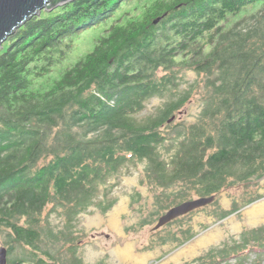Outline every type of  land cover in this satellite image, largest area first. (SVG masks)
<instances>
[{"label": "trees", "instance_id": "trees-1", "mask_svg": "<svg viewBox=\"0 0 264 264\" xmlns=\"http://www.w3.org/2000/svg\"><path fill=\"white\" fill-rule=\"evenodd\" d=\"M103 26L91 52L58 67L73 55L75 36ZM188 70L198 78L183 89ZM197 90L198 120L173 122ZM155 97L164 102L145 112ZM139 164L150 187L182 186L173 199L158 195L159 214L258 185L251 181L264 177V0H73L43 10L3 44L0 232L9 256L18 254L10 264H56L60 237L44 224L48 207L64 216L70 264H82L76 217L95 203L110 209L117 199L107 185ZM253 254L262 264L264 225L197 260L243 264Z\"/></svg>", "mask_w": 264, "mask_h": 264}, {"label": "rangeland", "instance_id": "rangeland-1", "mask_svg": "<svg viewBox=\"0 0 264 264\" xmlns=\"http://www.w3.org/2000/svg\"><path fill=\"white\" fill-rule=\"evenodd\" d=\"M105 29L104 26L90 28L75 36L72 42L73 50L70 52L73 55L67 60H62L58 67L63 69L81 55L91 52L97 38ZM197 78L194 70L186 71L183 89ZM163 102L164 99L160 97L153 98L145 112L154 113ZM202 108V93L197 90L194 97L176 113L173 122H196ZM165 155L167 157L169 153L166 152ZM251 182L258 185L245 188L242 184H237L225 189L216 195L212 204L154 230L159 218L169 210L158 213V195L164 199H173L174 193H179L182 186L175 185L166 190L150 187L145 175V165L139 164L132 167L129 174L121 175L118 180L113 178L107 185L110 199H117L110 209L103 211L95 203L76 217L73 228L76 235V255L82 264H199L198 257L204 255L211 247H223L233 239H240L243 231L264 225V177L253 179ZM104 188L105 186L100 187L101 190ZM257 194H263L262 198L243 205L246 197ZM104 195L105 192H100L98 199H104ZM178 203H173L172 207ZM236 204L240 206L238 210L222 217L223 211L233 210ZM49 209L50 207L46 209L48 217L44 224L52 229V234L60 237L55 246V255L58 257L56 264H70L74 250L73 247L69 248L71 243L61 239L60 232L64 227V216L58 210ZM112 218L115 219L113 224ZM5 235L0 232V247L8 249L3 244ZM43 236L46 240L50 239L45 230ZM126 246L130 247L134 259L118 254V251ZM9 255L8 252V264L9 260L18 257V254ZM254 257L255 254L243 264H254ZM230 262L234 264L236 258H231Z\"/></svg>", "mask_w": 264, "mask_h": 264}, {"label": "water", "instance_id": "water-1", "mask_svg": "<svg viewBox=\"0 0 264 264\" xmlns=\"http://www.w3.org/2000/svg\"><path fill=\"white\" fill-rule=\"evenodd\" d=\"M73 0H0V49L8 38L43 9H53ZM174 120V117H173ZM216 195L198 197L182 202L163 214L154 230L185 216L197 209L212 204ZM0 264H8V249L0 247Z\"/></svg>", "mask_w": 264, "mask_h": 264}, {"label": "bare ground", "instance_id": "bare-ground-1", "mask_svg": "<svg viewBox=\"0 0 264 264\" xmlns=\"http://www.w3.org/2000/svg\"><path fill=\"white\" fill-rule=\"evenodd\" d=\"M111 222L112 224L115 222V219L112 218L111 219ZM118 254L119 255H124V257L128 258V259H134V255H133V252L130 251V247L129 246H126L125 249H121L118 251Z\"/></svg>", "mask_w": 264, "mask_h": 264}]
</instances>
